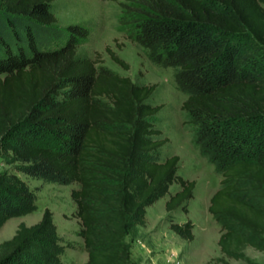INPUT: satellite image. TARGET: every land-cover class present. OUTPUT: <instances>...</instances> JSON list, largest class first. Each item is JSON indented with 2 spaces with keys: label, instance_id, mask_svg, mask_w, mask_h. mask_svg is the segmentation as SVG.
I'll use <instances>...</instances> for the list:
<instances>
[{
  "label": "trees",
  "instance_id": "16d2710c",
  "mask_svg": "<svg viewBox=\"0 0 264 264\" xmlns=\"http://www.w3.org/2000/svg\"><path fill=\"white\" fill-rule=\"evenodd\" d=\"M118 29L157 65L173 68L182 123L219 174L206 209L219 222L226 257L264 250V0H124ZM51 0H0V153L25 174L76 183L69 191L85 264H135L125 234L145 223V207L175 182L164 209L186 211L194 179L176 173L178 155L159 159L146 101L155 84H137L79 56L88 28L60 26ZM109 57L127 63L108 45ZM97 59V58H96ZM34 193L0 171V217L34 208ZM192 222L170 221L191 240ZM52 213L19 221L0 240V264H59Z\"/></svg>",
  "mask_w": 264,
  "mask_h": 264
},
{
  "label": "rangeland",
  "instance_id": "374dc122",
  "mask_svg": "<svg viewBox=\"0 0 264 264\" xmlns=\"http://www.w3.org/2000/svg\"><path fill=\"white\" fill-rule=\"evenodd\" d=\"M124 0H51V11L60 26L76 23L88 28V35L76 46V54L95 58V64H103L121 75H127L137 84L154 83L146 99L161 107L150 117L156 137H166L159 146V159L170 154L178 155L176 173L194 179L192 196L186 203V211L176 207L164 209V201L178 186L172 182L168 190L145 207V223L130 224L125 234L129 257L135 264H264V250L246 245L247 259L226 257L216 244L219 222L208 213L206 206L210 194L218 186L219 174L200 155L189 140V132L182 123L180 103L184 94L173 81V68L152 63L144 49L125 37L118 29L120 4ZM115 51L126 63L123 68L109 57L105 46ZM97 58V59H96ZM0 171L13 172L34 193V208L23 213L0 217V240L8 238L16 224H31L39 219L44 207L52 213L55 224V252L59 264H85L86 251L79 235V224L73 215L74 204L69 191L76 183H57L32 177L19 169V162L10 154L0 153ZM190 219L193 237L185 240L169 227L170 221Z\"/></svg>",
  "mask_w": 264,
  "mask_h": 264
}]
</instances>
